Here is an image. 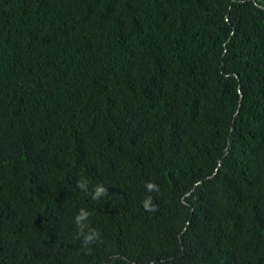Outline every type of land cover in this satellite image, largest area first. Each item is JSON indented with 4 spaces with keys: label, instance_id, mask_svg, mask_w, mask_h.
Masks as SVG:
<instances>
[{
    "label": "trees",
    "instance_id": "1",
    "mask_svg": "<svg viewBox=\"0 0 264 264\" xmlns=\"http://www.w3.org/2000/svg\"><path fill=\"white\" fill-rule=\"evenodd\" d=\"M0 264H264V0H0Z\"/></svg>",
    "mask_w": 264,
    "mask_h": 264
}]
</instances>
